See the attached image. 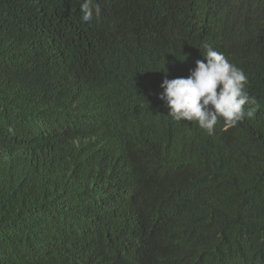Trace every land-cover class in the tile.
I'll return each instance as SVG.
<instances>
[{
    "label": "trees",
    "instance_id": "trees-1",
    "mask_svg": "<svg viewBox=\"0 0 264 264\" xmlns=\"http://www.w3.org/2000/svg\"><path fill=\"white\" fill-rule=\"evenodd\" d=\"M97 2L0 0V264H264V0ZM205 44L258 101L212 135L158 98Z\"/></svg>",
    "mask_w": 264,
    "mask_h": 264
},
{
    "label": "clouds",
    "instance_id": "clouds-1",
    "mask_svg": "<svg viewBox=\"0 0 264 264\" xmlns=\"http://www.w3.org/2000/svg\"><path fill=\"white\" fill-rule=\"evenodd\" d=\"M78 3L83 22L100 15L97 0H78ZM204 49L203 59L195 61V67L186 77L163 79L160 85L163 91L158 98L174 121H195L200 129L212 135L220 120L227 129L251 118L258 101L247 92L248 77L242 69L212 45L205 44ZM245 105L249 107L246 109Z\"/></svg>",
    "mask_w": 264,
    "mask_h": 264
}]
</instances>
